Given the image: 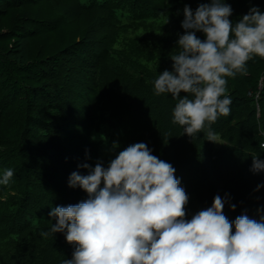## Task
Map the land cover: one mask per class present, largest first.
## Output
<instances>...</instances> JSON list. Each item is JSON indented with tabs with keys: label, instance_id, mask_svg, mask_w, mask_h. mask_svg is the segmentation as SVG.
<instances>
[{
	"label": "trees",
	"instance_id": "obj_1",
	"mask_svg": "<svg viewBox=\"0 0 264 264\" xmlns=\"http://www.w3.org/2000/svg\"><path fill=\"white\" fill-rule=\"evenodd\" d=\"M23 2L0 0V12ZM75 2L83 9L106 12L115 28L110 46L97 50L86 41L71 43L45 61L39 83L21 88L0 64V79L6 77V84L0 83V178L5 169L14 172L8 185H0V264H63L58 255L75 245L63 232L50 233L56 219L49 213L88 199L78 185L69 186L70 176L88 175L102 149L114 143L121 151L147 144L153 155L175 168L186 193L204 201L203 210L219 194L227 197L223 212L229 221L241 214L256 220L264 216V186L256 190L264 185V171H251L253 156L264 160L255 108L248 106L241 113L231 109L229 116L211 125L224 140L220 146L203 132L188 136L172 123L177 101L169 93L154 92L158 75L172 71L170 57L179 51L178 44L163 50L150 36H136L143 24L183 19L185 5L195 11L209 0ZM256 76L232 78L229 95L240 96L231 105L256 89ZM228 164L234 173H226ZM231 204L236 205L234 211Z\"/></svg>",
	"mask_w": 264,
	"mask_h": 264
},
{
	"label": "clouds",
	"instance_id": "obj_2",
	"mask_svg": "<svg viewBox=\"0 0 264 264\" xmlns=\"http://www.w3.org/2000/svg\"><path fill=\"white\" fill-rule=\"evenodd\" d=\"M232 12L224 0L200 3L195 11L185 5V32L170 57L173 70L154 80L156 95L169 93L177 101L172 123L190 137L203 132L208 141H217L211 125L231 114L226 78L246 76L247 62L264 58V12L252 7L236 23ZM175 171L140 142L120 151L107 167L98 161L88 175L73 172L69 186L78 185L88 199L49 213L56 219L50 233L63 232L75 245L63 264H264V216L242 214L229 221L223 212L227 197L217 194L211 207L186 219L189 197ZM251 171H264L258 155ZM13 175L5 169L0 185H8ZM230 207L234 211L236 205Z\"/></svg>",
	"mask_w": 264,
	"mask_h": 264
},
{
	"label": "rangeland",
	"instance_id": "obj_3",
	"mask_svg": "<svg viewBox=\"0 0 264 264\" xmlns=\"http://www.w3.org/2000/svg\"><path fill=\"white\" fill-rule=\"evenodd\" d=\"M225 3L230 4L233 9L230 17L232 22H237L252 7H258L261 12H264V3L261 0H225ZM5 10L4 13L0 12V64L5 73L6 71L11 73L15 80V86L18 88H21L25 83L26 85L39 83L44 76L38 74L40 69H46L45 61L59 49L81 40L95 45L98 50L99 47L110 46L115 36L113 22L108 18L106 12L98 9L80 8L75 0H24L21 6L6 5ZM183 19H175L170 23H156L153 26L143 24V28L138 29L139 33L136 36L140 40H144L145 36H150L158 43L159 49L165 50L172 45L173 50L177 48L176 43L179 36L185 32L181 27ZM196 35L201 40L205 39L202 32H196ZM168 39L170 43L167 42ZM91 49L93 50V47ZM172 64L171 61V67ZM246 67L248 74L246 76L238 74L234 79H238V77L243 79V77H252L257 74L259 76H256V89L251 93H242L243 99H239L242 101H235V106L231 105L230 109L237 108L241 113L248 106L255 108V118L258 120V129L261 132L263 143L264 83L262 82H264V58L254 57L247 62ZM226 79L227 84L233 83L230 82L232 81L231 77ZM5 80L6 77L0 79V83L6 84ZM239 84L241 85V82ZM227 94L232 95V92L228 89ZM231 95L233 101L238 100L240 96ZM223 143L224 140L217 134L215 144L220 146ZM120 151L118 147H104L99 160L108 165L110 160L114 159ZM230 166L228 164L226 173L232 174L235 169L230 168ZM236 167L239 168V165ZM197 196L195 193L188 195L186 219L190 220L194 214L203 210L204 201ZM74 250L75 248L69 247V251L61 252L58 258L61 259V262L65 259H71ZM62 251H65V248Z\"/></svg>",
	"mask_w": 264,
	"mask_h": 264
},
{
	"label": "built area",
	"instance_id": "obj_4",
	"mask_svg": "<svg viewBox=\"0 0 264 264\" xmlns=\"http://www.w3.org/2000/svg\"><path fill=\"white\" fill-rule=\"evenodd\" d=\"M262 144H264V142Z\"/></svg>",
	"mask_w": 264,
	"mask_h": 264
}]
</instances>
